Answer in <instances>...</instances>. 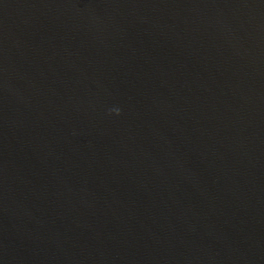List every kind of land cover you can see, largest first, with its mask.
<instances>
[{"label":"water","instance_id":"obj_1","mask_svg":"<svg viewBox=\"0 0 264 264\" xmlns=\"http://www.w3.org/2000/svg\"><path fill=\"white\" fill-rule=\"evenodd\" d=\"M0 264H264V0H0Z\"/></svg>","mask_w":264,"mask_h":264},{"label":"clouds","instance_id":"obj_2","mask_svg":"<svg viewBox=\"0 0 264 264\" xmlns=\"http://www.w3.org/2000/svg\"><path fill=\"white\" fill-rule=\"evenodd\" d=\"M113 111H115L116 115H120V110L119 109H114Z\"/></svg>","mask_w":264,"mask_h":264}]
</instances>
